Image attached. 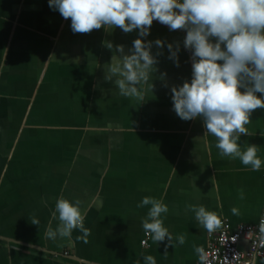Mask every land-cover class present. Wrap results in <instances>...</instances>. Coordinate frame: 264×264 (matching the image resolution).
<instances>
[{
	"label": "crops",
	"instance_id": "1",
	"mask_svg": "<svg viewBox=\"0 0 264 264\" xmlns=\"http://www.w3.org/2000/svg\"><path fill=\"white\" fill-rule=\"evenodd\" d=\"M70 25L48 0H0V264H143L141 254L156 264H194L192 246L204 248L208 232L187 205L205 206L232 228L257 222L264 204V109L250 115L252 135L237 141L242 150L257 147L262 166L251 171L239 159L219 156L202 117L185 121L173 109L171 88L191 80L186 30L153 20L142 39L152 42L157 71L153 88L137 102L119 94L115 77L104 76L115 46L129 54L138 31L102 26L73 33ZM169 43L179 45L178 66L169 59ZM61 195L80 201L91 230L87 243L78 239L79 230L68 238L46 237ZM145 196L168 206L162 219L174 246L149 236L141 244L148 207L137 205ZM33 216L39 225L31 223ZM58 223L52 221L53 229ZM178 234L185 244L176 243ZM254 264H264V257Z\"/></svg>",
	"mask_w": 264,
	"mask_h": 264
},
{
	"label": "clouds",
	"instance_id": "2",
	"mask_svg": "<svg viewBox=\"0 0 264 264\" xmlns=\"http://www.w3.org/2000/svg\"><path fill=\"white\" fill-rule=\"evenodd\" d=\"M48 3L64 19L70 18L73 33H90L102 26L106 30L119 27L125 33L138 31L129 54L124 53L122 45L115 46L104 76L106 81L115 77L119 94L137 102L143 101L153 88L149 81L157 71V59L151 53L152 42L142 39L149 35L153 20L170 30H186L183 45L191 50L192 73L190 82L186 80L171 88L176 115L185 121L202 117L205 135L216 138L215 147L221 158L239 159L251 171L261 169L256 145L248 144L242 150L237 141L241 134L252 135L246 128L250 115L256 109H264V0H48ZM104 43L113 50L111 42ZM154 43L160 48L164 46L160 39ZM167 47L169 59L178 66L179 45L173 48L169 43ZM211 181L219 200V185L215 177ZM238 191L243 200V190ZM137 207H148L141 224L152 242H164L167 238L168 244L173 245V235L162 219L169 211L163 200L145 196ZM187 208L209 234L221 227L222 220L216 212L196 204H189ZM231 212L238 215L239 209L232 207ZM84 215L78 199L69 201L61 195L51 210L46 237L68 238L74 230H79L82 235L78 239L87 243L91 230L84 225ZM54 220L59 221L55 229ZM31 223L39 225V220L33 216ZM260 231L264 233V226ZM175 241L183 245L186 236L178 234ZM192 247L198 264H203V247L195 244ZM141 256L143 264H156L152 255Z\"/></svg>",
	"mask_w": 264,
	"mask_h": 264
},
{
	"label": "built area",
	"instance_id": "3",
	"mask_svg": "<svg viewBox=\"0 0 264 264\" xmlns=\"http://www.w3.org/2000/svg\"><path fill=\"white\" fill-rule=\"evenodd\" d=\"M178 31L184 33V29ZM221 220V227L208 233L203 264H254L257 258L264 257V233L260 231L264 226V204L255 223H240L232 228L226 218ZM147 237L145 234L142 245H146ZM241 241L246 242L245 250L240 247ZM194 264H198V260Z\"/></svg>",
	"mask_w": 264,
	"mask_h": 264
}]
</instances>
